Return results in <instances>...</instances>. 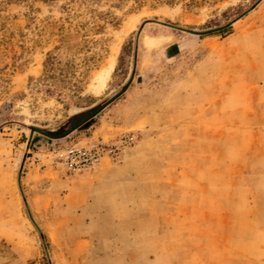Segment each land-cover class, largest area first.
Listing matches in <instances>:
<instances>
[{
	"label": "rangeland",
	"instance_id": "rangeland-1",
	"mask_svg": "<svg viewBox=\"0 0 264 264\" xmlns=\"http://www.w3.org/2000/svg\"><path fill=\"white\" fill-rule=\"evenodd\" d=\"M46 260L264 264V0H0V264Z\"/></svg>",
	"mask_w": 264,
	"mask_h": 264
},
{
	"label": "bare ground",
	"instance_id": "bare-ground-1",
	"mask_svg": "<svg viewBox=\"0 0 264 264\" xmlns=\"http://www.w3.org/2000/svg\"><path fill=\"white\" fill-rule=\"evenodd\" d=\"M115 59L116 58L112 56L108 61L107 66L100 72V74L96 76L95 81L97 82V85L95 87V90L97 92H100V90L105 88L106 83L109 80L110 75L114 69Z\"/></svg>",
	"mask_w": 264,
	"mask_h": 264
},
{
	"label": "trees",
	"instance_id": "trees-1",
	"mask_svg": "<svg viewBox=\"0 0 264 264\" xmlns=\"http://www.w3.org/2000/svg\"><path fill=\"white\" fill-rule=\"evenodd\" d=\"M230 31H231V26H227V27L222 28L221 30H219L220 33H226V34L227 33L230 34ZM69 124H70V122L69 123L68 122L65 123L63 126H61L59 128V130L57 132H53V133H56V134H65L66 135L67 132L72 131V130L75 129L74 127L71 128ZM53 133L49 134V136L50 135H53ZM58 137H60V136H58ZM42 239L46 243L47 238H46L45 235H42ZM45 264H51L50 260H46V263Z\"/></svg>",
	"mask_w": 264,
	"mask_h": 264
}]
</instances>
